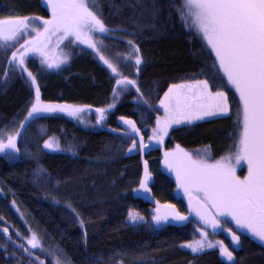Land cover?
I'll return each mask as SVG.
<instances>
[{"label": "trees", "instance_id": "trees-1", "mask_svg": "<svg viewBox=\"0 0 264 264\" xmlns=\"http://www.w3.org/2000/svg\"><path fill=\"white\" fill-rule=\"evenodd\" d=\"M154 3L159 9L155 15ZM179 3L180 0L174 3L172 0H97L110 27L127 29L132 34L116 32L106 38L109 45L106 55L127 53L130 49L126 39L135 40L144 61L138 83L153 103H158V97H162L170 84L192 76L204 78L199 75L202 69L208 77L213 72L212 58L206 51L201 54L199 37L182 26L174 11ZM9 12L49 15L42 0H0V15ZM62 48L70 59L60 70L45 69L38 57H29L28 67L37 75L42 99L91 105L92 111L84 115L83 123L64 113L44 114L23 130L18 138L20 153L16 158L0 154V217L4 218L0 227H9L13 238L17 230L25 237L30 235L29 228L35 231L45 250L44 253L35 250V254L45 264H54L56 258L61 264L66 261L70 264H121V261L122 264H229L221 260L218 248L192 254L180 247L197 235L195 222L173 221L153 227L154 206L133 190L139 187L143 160H147L152 174L149 181L152 195L161 204H174L187 215L175 179L163 166V150L175 144L188 151L210 145L213 159L235 151L232 145L238 132L235 124L238 97L234 90L225 89L231 107L228 116L172 131L163 149L155 147L142 157L138 152L128 153L131 140L120 135L126 127L119 121L120 116L136 120L145 139L150 132L141 123L134 103L135 91L121 96L106 121L97 124L94 110L113 102L114 79L86 46L65 43ZM10 54L11 50L0 51V131L18 127L34 97V90L18 72H10L5 79L3 70ZM120 67L125 75L135 72L134 67H125L123 61ZM150 122L154 123V115ZM49 138L58 141L60 150L43 149L44 141ZM38 167L46 169V174L37 177ZM73 208L84 220L83 228ZM129 209L139 212L146 222L130 224ZM223 227L241 236L243 247L234 251L236 264H264V245L251 240L230 222ZM217 236L230 249L234 248L223 233ZM0 245L7 247V251L0 248V264H17L18 259L30 264L3 233H0Z\"/></svg>", "mask_w": 264, "mask_h": 264}, {"label": "snow or ice", "instance_id": "snow-or-ice-1", "mask_svg": "<svg viewBox=\"0 0 264 264\" xmlns=\"http://www.w3.org/2000/svg\"><path fill=\"white\" fill-rule=\"evenodd\" d=\"M42 4L49 13L47 17L15 12L0 15V51L11 50L3 75L7 79L10 72H18L34 90L30 107L18 127L0 131V154L16 158L20 153L17 140L23 130L44 114L64 113L83 123L82 114L92 111L91 105L46 102L42 99L37 75L29 70V57L33 56L39 57V63L45 69L60 70L70 59L61 48L65 43L66 46H86L114 79L113 102L94 110L97 124L106 121L121 96L135 91L134 103L140 112L141 123L150 129V134L146 142L137 121L120 116L119 121L126 126L120 135L131 140L128 153L138 152L142 157L155 147L163 149L172 131L194 126L199 121L228 116L231 107L225 89L230 88L238 97L235 112L238 132L232 145L235 151L230 150L219 159H213L210 145L194 151H188L180 144L164 149L163 166L174 174L177 189L187 198L188 213L185 215L176 205L161 204L157 200L151 217L152 226L173 221L180 224L195 222L199 239L187 241L180 247L190 249L192 254L218 248L219 255L229 264H236L234 251L243 245L240 235L231 228H223L228 222L234 223L242 233L246 232L251 240L264 245V0H180L174 11L182 26L199 37L201 54L206 51L212 58L213 72L208 77L202 69L199 75L204 78L192 76L170 84L163 96L158 97V103L151 102L138 83L144 61L135 40L126 39L130 49L127 53L106 55L109 48L106 38L116 32L132 34L127 33V29L110 27L103 19L97 0H42ZM158 11L154 3L153 14ZM121 61L125 67L135 68L131 76L121 71ZM146 114L148 118H145ZM153 115L154 123H151ZM43 149L60 150L59 143L49 138L44 141ZM241 162L247 168V174L243 176L237 175ZM45 174L43 167L36 169L37 177ZM151 176L148 161L143 160V176L139 187L133 191L151 194ZM15 204L13 200V207ZM72 211L83 228L84 220L74 208ZM3 219L0 217V222ZM127 220L132 225L146 222L145 217L132 209L127 213ZM208 229L213 235L217 230H224L235 247L230 249L223 240L209 239ZM28 231L30 235L25 237L17 230L16 238H13L9 227H0V233L16 250L25 254L30 264H45L35 254V250L45 251L38 234L30 228ZM84 236L86 244V232ZM0 248L7 251L6 245H0ZM12 255L15 256V252ZM17 264H23V261L18 259ZM54 264H61V260L56 258Z\"/></svg>", "mask_w": 264, "mask_h": 264}, {"label": "rangeland", "instance_id": "rangeland-1", "mask_svg": "<svg viewBox=\"0 0 264 264\" xmlns=\"http://www.w3.org/2000/svg\"><path fill=\"white\" fill-rule=\"evenodd\" d=\"M22 42V41H21ZM61 48H62V45H61ZM63 49V48H62ZM39 58V57H38ZM163 96V95H162ZM46 102H51V101H46ZM52 103H56V102H52ZM89 112H86V113H84V114H82V117H81V119L84 121V115H87ZM150 134V132L148 133V135ZM145 141L147 142V139H145ZM17 142H18V140H17ZM244 168V169H243ZM171 173V172H170ZM172 175H173V177H174V179H175V176H174V174L173 173H171ZM247 174V168H246V165L243 163V162H241V164L237 167V175H240V176H243V175H246ZM178 193L179 194H181V193H183L182 191H178ZM231 223V225L234 227V228H236L235 227V225H234V223H232V222H230ZM237 229V228H236ZM238 230V229H237ZM238 231H240L241 232V230H238ZM242 233V232H241ZM244 234H247L246 232L244 233ZM193 239H199V233L197 232V235L193 238ZM209 239H211V240H213V241H216V240H220V238L218 237V236H216V235H213V234H211L210 232H209ZM192 240V239H191ZM190 241V240H189ZM187 242V241H186ZM185 243V242H184ZM183 244V243H182ZM57 247V246H56ZM188 250H190V249H188ZM191 251V250H190Z\"/></svg>", "mask_w": 264, "mask_h": 264}, {"label": "water", "instance_id": "water-1", "mask_svg": "<svg viewBox=\"0 0 264 264\" xmlns=\"http://www.w3.org/2000/svg\"><path fill=\"white\" fill-rule=\"evenodd\" d=\"M138 194H139V196H140L142 199H144V200L150 202V203L154 206V209H153V211H154L155 208H156V203H155V201H157V200H156L155 197L152 195V192H151V194H145V193H142V192H141V193H138ZM187 204H188L187 198L184 196V207H185L186 212L188 213ZM208 231L211 232V229H208ZM232 231H233V230H232ZM221 232H223L222 229H221V230H217V233H216L215 235H218V234H220ZM211 233H212V232H211ZM224 234H225V235L229 238V240L231 241V238H230V236L227 234V232L224 231ZM237 235H238V233H237ZM220 258H221L222 261H224V262H226V263H229V262L225 261L221 256H220Z\"/></svg>", "mask_w": 264, "mask_h": 264}]
</instances>
